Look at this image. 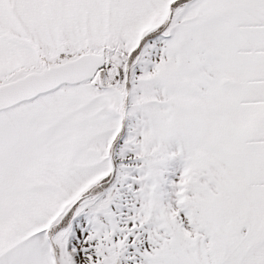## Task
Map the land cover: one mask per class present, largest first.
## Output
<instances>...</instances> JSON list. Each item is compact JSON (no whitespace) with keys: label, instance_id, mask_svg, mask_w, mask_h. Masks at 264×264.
Masks as SVG:
<instances>
[{"label":"snow or ice","instance_id":"6c2138e0","mask_svg":"<svg viewBox=\"0 0 264 264\" xmlns=\"http://www.w3.org/2000/svg\"><path fill=\"white\" fill-rule=\"evenodd\" d=\"M0 264H264V0H0Z\"/></svg>","mask_w":264,"mask_h":264}]
</instances>
